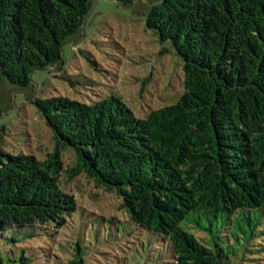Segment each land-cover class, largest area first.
<instances>
[{
  "label": "trees",
  "instance_id": "trees-1",
  "mask_svg": "<svg viewBox=\"0 0 264 264\" xmlns=\"http://www.w3.org/2000/svg\"><path fill=\"white\" fill-rule=\"evenodd\" d=\"M115 1L147 4L146 27L182 60L183 90L143 117L113 93L90 102L35 98L54 146L45 158L1 153L0 235L27 227L43 239L60 233L39 264H85L69 228L74 213L87 226L106 220L62 187L65 170L118 196L128 221L157 236L167 264H236L209 234L225 215L224 230L240 243L245 222L253 236L257 214L264 216V0ZM91 5L0 0V81L26 87L36 69L61 70L62 46Z\"/></svg>",
  "mask_w": 264,
  "mask_h": 264
},
{
  "label": "rangeland",
  "instance_id": "rangeland-1",
  "mask_svg": "<svg viewBox=\"0 0 264 264\" xmlns=\"http://www.w3.org/2000/svg\"><path fill=\"white\" fill-rule=\"evenodd\" d=\"M146 10L144 1L125 7L115 0H92L81 28L62 46L61 70L52 66L36 69L26 87L0 81V155L29 151L45 158L52 151V133L33 103L35 98L64 95L90 102L113 93L139 117L174 103L183 90L182 60L168 42L161 43L155 31L146 27ZM61 156L64 167L73 165L70 151H63ZM59 179L79 205L106 220L97 217L87 226L85 216L78 209L74 213L69 228L83 244L85 264H167L170 259L162 255L157 236L128 221L118 196L96 187L83 174L68 178L63 170ZM217 218L214 236H209L218 243L225 242V254L232 262L264 264L263 215L257 214L253 236L245 222L247 233L240 243L234 240L232 229L224 230L225 215ZM24 230L0 235V264H39L48 241H61L60 233L48 235L45 243L46 238L39 237L37 230ZM232 246L237 248L236 255L231 253Z\"/></svg>",
  "mask_w": 264,
  "mask_h": 264
}]
</instances>
